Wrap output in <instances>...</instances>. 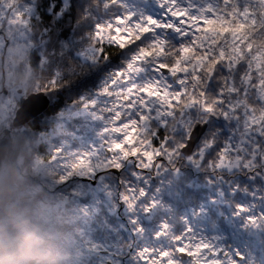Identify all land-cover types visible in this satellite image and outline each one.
<instances>
[{"label":"snow or ice","instance_id":"snow-or-ice-1","mask_svg":"<svg viewBox=\"0 0 264 264\" xmlns=\"http://www.w3.org/2000/svg\"><path fill=\"white\" fill-rule=\"evenodd\" d=\"M85 18L90 51L79 70L104 71L87 104L105 122L110 155L98 164L93 153L66 159L55 149L48 166L57 182L97 166L122 170L134 160L122 199L130 209L143 203L145 211L158 205L148 199L144 180L181 158L264 182V0H139L131 6L130 0H88ZM28 20L26 0H0V32L19 35ZM28 46L11 47L27 54ZM26 70H33L30 63ZM68 82L53 72L37 93ZM19 94L0 77V118ZM137 178L140 186H134ZM250 211L238 205V214ZM246 220L264 225V212ZM180 224L162 221L153 243L138 249L137 264H238L239 254L230 257L198 236L186 218Z\"/></svg>","mask_w":264,"mask_h":264},{"label":"trees","instance_id":"trees-1","mask_svg":"<svg viewBox=\"0 0 264 264\" xmlns=\"http://www.w3.org/2000/svg\"><path fill=\"white\" fill-rule=\"evenodd\" d=\"M138 3L139 0H130V6ZM37 5L40 17L32 22L35 30L31 38L36 46L29 52L26 59L27 63L33 67L29 82L31 85L37 82L40 85L53 72L61 73L62 77L69 79V82L54 91L45 92L52 101L50 106L30 124L21 127L14 141H10L7 136L0 138V161L12 162L21 170L25 182L24 194L39 210V253L41 255L42 252H49L44 259L46 264H53L56 258L54 252L57 251V243L54 239L60 236L72 237L70 223H73L72 226L76 229L82 228V222L76 225L75 222L79 219H69L70 215L67 216L68 219H63L65 221L62 222L63 224H60V219L56 217L57 213H61L60 206L59 209L53 206L61 200L69 201L68 204L63 205L70 206V193L77 196L85 190L83 186L88 182L84 181V177L90 172L77 174L80 180L59 183L57 176L52 174L50 168L43 171L46 177H42L39 171L40 163H48L55 149H60L62 156L66 159L93 151L98 157L103 155L99 148H102L104 142L107 145L108 138L102 135L105 122L94 123V131L86 136L85 131L92 120L87 114L83 115V108L88 107L87 100L95 96L104 77V71L102 66L79 70L81 66L88 63L90 51L87 40L90 21L85 18L88 0H38ZM37 33L41 34L39 38ZM116 62L118 61L114 60V63ZM35 89L40 88L37 86ZM68 108L76 110L77 115L72 114L71 117L64 115L61 119L59 114L66 113ZM89 109L97 110L90 106ZM92 126L93 123L90 128ZM199 170H201V185L196 187L199 190L196 193L190 188L187 189L192 190V193H188V203L200 206L203 205L200 202L201 199H205L204 206H208L211 213L214 212L213 207H219L220 216L217 221L225 231L224 234L227 237L247 241L248 250L243 254L248 264H264V225L256 227L248 224L246 220L249 215L255 216L264 212V200L261 198V193H264V182L251 181L246 178V174L241 175L231 171L214 173L209 171L207 166L200 165ZM36 175L38 178H35ZM131 179L125 170L122 171L120 180L125 183ZM112 180L113 185H117V180ZM38 184L41 187H37ZM237 185L240 186L239 189ZM124 187L125 184H123ZM116 189L117 187L113 186L112 192ZM57 191L67 193V196H59L58 198L61 197V199H57L54 194ZM209 199L213 200L212 205H209L211 203ZM87 204V196L77 199V207L83 208ZM238 205H244L251 211L238 214ZM107 214L104 212L105 216ZM230 220L235 221V230L230 225ZM257 229L262 230L256 232ZM90 231L96 233L101 241L105 237H107L106 241L116 238V235L105 226L93 225ZM126 234L131 236L128 232ZM81 238L85 240L88 235H83ZM255 238L258 240H254ZM78 247H85V242L80 243ZM250 255L251 258H249Z\"/></svg>","mask_w":264,"mask_h":264},{"label":"flooded vegetation","instance_id":"flooded-vegetation-1","mask_svg":"<svg viewBox=\"0 0 264 264\" xmlns=\"http://www.w3.org/2000/svg\"><path fill=\"white\" fill-rule=\"evenodd\" d=\"M28 30L29 23L26 28L20 30L19 35H13L9 30L0 32V39L4 41L3 46L6 45L10 47L15 45V39L25 37L26 31ZM5 49L8 50L9 48ZM9 79L11 83L16 80L15 78L7 77L5 81L7 82ZM18 90L21 92L22 89L20 88ZM4 93H8V90L4 89ZM23 96L18 100L17 106L20 104ZM12 121L13 114L10 112L6 122L2 123L0 126V132L6 125L11 123L13 125ZM105 146L106 142H104L102 146V149L105 150L106 157H97L94 159L99 164L110 155L108 148ZM127 162H132V164L135 165L134 160H128ZM188 163L193 165V162H188V159L181 158L176 162L175 168L165 166V168L158 173L152 172L144 180V185L148 191V199H154L158 205L152 208L151 211H145L143 203L137 205L134 209H130L125 200L122 199L124 190L120 193L117 192L116 200L111 201L108 198L112 192L107 194L99 193L97 197L98 192L91 194L89 191L90 189L87 188L85 190V195L87 196L88 204L83 207L84 211L81 215L78 214L81 212V208L74 206L68 210L65 205H61V213H59L61 214L60 218L63 219L65 217L62 212L67 210L69 213H73L69 216V219H80L82 222L81 226L88 227V231L81 228L79 232H77L76 228L72 226L73 223H70L72 237L66 238L60 236L54 239L57 243V254L60 253L61 257L58 258L57 255L53 264H137L136 253L138 249L146 244L153 243L150 237L159 229L161 222L168 220L182 227L183 225L180 224L181 218H186L196 230L198 236L210 240L218 249H223L230 257L239 254L241 258L238 264H248L243 254V252H247L248 250L246 247L247 241L241 238L227 237L224 234L225 231L222 230L220 222L217 221L220 216L219 207H213L214 212L211 213L208 206H204L205 199H201L203 202L199 200L201 204H203L200 206L188 203V193H192V190L194 193L198 192L199 190L196 189V187L201 185L202 181L200 176L201 170H195L188 166ZM127 170H129V168H127ZM188 171L192 172L189 173ZM100 176H102V178L107 176L111 177L107 174H101ZM94 178L95 177L88 180V184L89 182L96 184L99 176L95 181L93 180ZM134 186H140L139 178L136 179ZM188 188L192 190L188 191ZM200 193L204 192L200 191ZM104 197H106V199H104ZM106 201L109 203L108 206L103 204ZM209 201H211L209 205H212L213 200L209 199ZM117 205L118 208L114 209ZM104 212L108 213L107 216L104 215ZM60 224L63 223L60 222ZM93 225L107 227L116 235V238H110L106 241L107 237H105L101 241L96 233L90 231ZM230 225H232V228L235 230V221L230 220ZM138 226L144 229L143 233L137 231ZM126 230L131 234L130 237L126 234ZM77 234L78 236H76ZM83 235H88V238L83 240L81 238ZM254 240H258V238ZM83 242H85V247H78V245ZM251 255L249 258H251Z\"/></svg>","mask_w":264,"mask_h":264},{"label":"clouds","instance_id":"clouds-1","mask_svg":"<svg viewBox=\"0 0 264 264\" xmlns=\"http://www.w3.org/2000/svg\"><path fill=\"white\" fill-rule=\"evenodd\" d=\"M22 172L0 161V264H39L40 217Z\"/></svg>","mask_w":264,"mask_h":264},{"label":"rangeland","instance_id":"rangeland-1","mask_svg":"<svg viewBox=\"0 0 264 264\" xmlns=\"http://www.w3.org/2000/svg\"><path fill=\"white\" fill-rule=\"evenodd\" d=\"M37 0H26V8H27V14L29 17L28 23H29V30L26 31V36L20 39H15V43L17 44L18 42L22 43V42H27L28 43V49H27V54L14 48V47H9V49H4L3 52H0V77H3L4 80H7V77L10 78H15L16 80L11 83V86L13 89L18 90V89H22L21 90V94L17 95L16 97V102H15V107L14 109L11 111V113L13 114V117L15 116L16 110L18 109L19 105L18 104V100L21 98V96L23 95H28L30 94L32 91H35V88H37V86H39V83H35L33 85L30 84L29 82V76H31V71L26 70L27 68V61L26 59L28 58V54L31 50H33L36 46V43L31 40L32 36L34 35V26H33V20L40 17V13H39V7L37 5ZM38 34V38L41 36V34ZM2 39H0L1 41ZM2 42H0V46ZM13 46V45H12ZM45 62H43L44 64ZM4 95H8V93H4ZM21 95V96H20ZM66 113L63 114H59L60 118H64V115H69V117H71L72 114L77 115V111L76 110H71L70 108H68L66 111ZM87 114L88 118L92 120V122H90V126L91 123H93V126L90 128V126H87L88 128L85 131V135L87 136L88 134L92 133L94 131L95 128L94 127V123L99 124L101 121V119H98V111L97 110H91L88 107L83 108V115ZM9 114H5V116L3 118H0V126L2 123L6 122V119L8 117ZM13 122V121H12ZM21 125V124H20ZM19 125H17L16 127H14V125L8 124L5 126L6 129H8V133L5 134V131H1L0 133V138L2 137H9L10 141H14V139L17 137L18 135V131L20 130L21 127H18ZM65 145V144H64ZM69 146V144H68ZM93 153V159L97 158L98 156L96 155V152H92ZM188 162H190V160H188ZM125 169L129 168V171L127 172L128 174L131 175V177H133V173H132V169L129 165L132 164V162H125ZM99 164V163H98ZM190 167L194 168V169H199V165L193 163V165H189ZM103 166H99L97 167L98 170L101 169ZM39 168V167H38ZM47 168H49L48 163H40V172L42 174V177H46V174L43 172L44 170H48ZM96 169V168H95ZM95 171V170H94ZM98 171H95V173H97ZM37 174V173H36ZM91 174L93 175V172H91ZM88 175V174H87ZM38 175H36L35 178ZM54 184V183H53ZM56 184V182H55ZM37 187H41L39 184L37 185ZM85 189L89 188L90 193L93 194L94 192H98L97 197L100 194H107L109 192H112V184H111V177H105L102 178V176H99L98 181L96 182V184H92L89 182V184L84 185ZM115 187H117L115 185ZM117 191V189H116ZM59 193V194H58ZM57 199H61L62 196H67V193L61 192V191H57L56 193H54ZM62 194V195H61ZM86 193H83V195H85ZM61 196L60 198H58L59 196ZM116 193H112L110 195V197L108 198L111 201H115L116 200ZM104 199H106V197H104ZM264 200V199H262ZM71 201V206H68V210H70V208L74 207L77 204V201L75 199H70ZM106 203V204H105ZM105 203H103L105 206H108L109 203L106 201ZM57 205V204H56ZM44 206V205H43ZM55 206H53L54 208ZM118 205L116 206V208L114 207V209H117ZM65 217L63 218L64 220L68 219V215H72V213H69V211H64L62 212ZM66 213V214H65ZM58 219H60V222H65L61 217V214L57 213L56 216ZM78 223V222H76ZM262 229H257L256 232H260ZM62 231V230H61ZM60 231V233H62ZM74 231V230H73ZM49 254V252H42V254L39 256V264H46L44 257H46ZM58 255V258L61 257V254L58 253L57 251L54 252V257H56Z\"/></svg>","mask_w":264,"mask_h":264},{"label":"water","instance_id":"water-1","mask_svg":"<svg viewBox=\"0 0 264 264\" xmlns=\"http://www.w3.org/2000/svg\"><path fill=\"white\" fill-rule=\"evenodd\" d=\"M38 97V102L34 99ZM49 104L48 97L44 92H33L25 97L22 104L17 109L14 117V125L24 124L28 122L31 118L38 115L41 111L45 110Z\"/></svg>","mask_w":264,"mask_h":264}]
</instances>
